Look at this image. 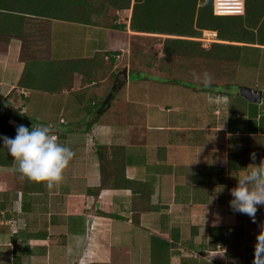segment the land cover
I'll list each match as a JSON object with an SVG mask.
<instances>
[{
  "label": "crops",
  "instance_id": "crops-1",
  "mask_svg": "<svg viewBox=\"0 0 264 264\" xmlns=\"http://www.w3.org/2000/svg\"><path fill=\"white\" fill-rule=\"evenodd\" d=\"M127 25L29 16L23 36L0 51L7 124L51 126L74 153L48 187L22 177L0 147V264H251L264 207L254 223L228 202L236 176L264 161V100L198 92L175 78L127 75L118 88L122 68L165 77L171 60L161 52L163 63L147 68L122 64L133 34ZM201 37L194 39L205 49L228 42ZM247 46L240 52L258 58L240 86L264 98V46ZM226 83L211 78L209 88Z\"/></svg>",
  "mask_w": 264,
  "mask_h": 264
},
{
  "label": "trees",
  "instance_id": "trees-1",
  "mask_svg": "<svg viewBox=\"0 0 264 264\" xmlns=\"http://www.w3.org/2000/svg\"><path fill=\"white\" fill-rule=\"evenodd\" d=\"M107 7L130 10L127 26L133 38L143 34L164 36L159 43L163 57L234 61L242 47L264 46V0H244V12L239 15L213 14L212 0H0V42L21 38L29 16L96 25L102 22ZM113 19L112 27L125 29L126 24L116 23V16ZM203 30L216 31V39L228 42H211L208 48H202L194 38ZM8 118L5 112L0 113V129L5 132L12 128L15 133L16 127L7 124ZM126 181L128 186L135 183Z\"/></svg>",
  "mask_w": 264,
  "mask_h": 264
},
{
  "label": "clouds",
  "instance_id": "clouds-1",
  "mask_svg": "<svg viewBox=\"0 0 264 264\" xmlns=\"http://www.w3.org/2000/svg\"><path fill=\"white\" fill-rule=\"evenodd\" d=\"M201 79L205 87L211 77L203 73ZM0 147L6 148L17 164V171L29 181L45 182L48 187L59 181L62 172L74 153L58 143L57 132L48 125L26 127L19 124L15 136H0ZM253 161L256 154L251 153ZM246 171L236 176L237 184L229 190V207L233 212L247 215L254 223L257 206L264 207V161L259 165L245 167ZM251 264H264V226L256 234Z\"/></svg>",
  "mask_w": 264,
  "mask_h": 264
},
{
  "label": "rangeland",
  "instance_id": "rangeland-1",
  "mask_svg": "<svg viewBox=\"0 0 264 264\" xmlns=\"http://www.w3.org/2000/svg\"><path fill=\"white\" fill-rule=\"evenodd\" d=\"M128 10H123L120 12H116L111 7H107L105 10V13L103 17H101V21L104 23L112 24L113 23V17L116 16L119 18L117 21L120 24H126L127 17H128ZM143 37H131L128 45V52L126 55V59L123 58V63H128L131 66V69H135L138 66L147 68L148 64L147 62L156 63L158 59L161 60V45L160 38L164 37H158L157 35H150V34H143ZM6 43L0 42V51H5L6 49ZM219 51H223L220 50ZM226 51V50H225ZM232 50H229L231 52ZM239 56L237 59H234L233 62H225L224 61H203L198 60V58H180V57H173L170 56L171 60L166 61L167 64L164 66L166 68V76L163 77L161 74H154L150 73L147 70L144 71H132L130 70L128 75V82H132L135 78L141 76H146L148 78H154L159 81H164L166 83L167 80H173L174 78L176 80H179L181 82V85L184 86L182 88L190 87L192 89H197L196 91H213V92H222V93H236L239 90V86L241 83H249L250 74L253 73V70L255 69L253 66L256 63V59L258 58L256 54L250 53V48L242 49L241 52H239ZM234 54H237L236 52ZM226 57V53H222ZM225 60H228L225 58ZM163 63V61L161 60ZM228 63V64H227ZM191 64V66L189 65ZM259 65L262 67L261 70L264 69V64L262 62L259 63ZM203 67L204 70L199 69L197 71L198 67ZM162 66H157V68H161ZM163 69V67H162ZM161 70V69H160ZM187 77L186 71L189 72ZM208 73L209 76L213 79H224L227 83V86H222L218 84H212L211 88L209 86L205 87L202 82H196L194 79H196L198 76L202 77L203 73ZM262 72V71H261ZM177 75V76H176ZM219 83V82H218ZM175 84L172 83L171 87H174ZM118 96H123L125 93V89L123 87L119 89ZM4 112V111H3Z\"/></svg>",
  "mask_w": 264,
  "mask_h": 264
},
{
  "label": "built area",
  "instance_id": "built-area-1",
  "mask_svg": "<svg viewBox=\"0 0 264 264\" xmlns=\"http://www.w3.org/2000/svg\"><path fill=\"white\" fill-rule=\"evenodd\" d=\"M215 15H239L244 12V0H212ZM216 37V31L203 30L201 40L209 41Z\"/></svg>",
  "mask_w": 264,
  "mask_h": 264
},
{
  "label": "water",
  "instance_id": "water-1",
  "mask_svg": "<svg viewBox=\"0 0 264 264\" xmlns=\"http://www.w3.org/2000/svg\"><path fill=\"white\" fill-rule=\"evenodd\" d=\"M116 85L120 88L127 81V69L122 68L116 75ZM238 94L247 99L250 102H262L264 98L262 97V93L259 90L240 86L238 90ZM109 106V102L105 105L102 110H105ZM100 114V112L98 113Z\"/></svg>",
  "mask_w": 264,
  "mask_h": 264
},
{
  "label": "bare ground",
  "instance_id": "bare-ground-1",
  "mask_svg": "<svg viewBox=\"0 0 264 264\" xmlns=\"http://www.w3.org/2000/svg\"><path fill=\"white\" fill-rule=\"evenodd\" d=\"M30 27V26H29Z\"/></svg>",
  "mask_w": 264,
  "mask_h": 264
}]
</instances>
